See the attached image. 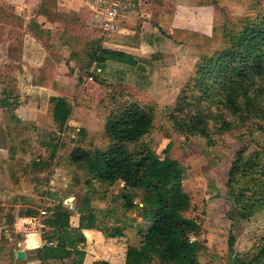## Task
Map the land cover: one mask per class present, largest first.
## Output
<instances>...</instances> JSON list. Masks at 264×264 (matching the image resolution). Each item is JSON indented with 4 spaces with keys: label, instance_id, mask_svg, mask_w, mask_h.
Wrapping results in <instances>:
<instances>
[{
    "label": "rangeland",
    "instance_id": "rangeland-1",
    "mask_svg": "<svg viewBox=\"0 0 264 264\" xmlns=\"http://www.w3.org/2000/svg\"><path fill=\"white\" fill-rule=\"evenodd\" d=\"M102 1L0 0V149L19 156L8 168L13 181L18 183L20 175L30 177L35 188L32 197L0 198V264H19L13 257L20 245L36 250L45 246L38 248L39 236L31 240L24 229L17 232L19 218L37 216L44 207L50 212L47 218L57 206L70 210L76 226L91 212L94 229L102 231L107 247L92 252L103 258L113 256L108 248H119L117 254L126 258L129 246H139V230L143 232L149 223L143 220V193L135 199L138 208L128 212L132 218L127 217L121 198L124 184L110 190L99 186L88 174L87 164L69 161L75 148L93 156L109 149L108 122L130 102L149 111L155 127L126 150L134 154L149 149L161 159L180 162L183 187L192 200V211L185 215L197 216L202 225L201 231L190 234L201 242L198 260L231 264L230 255L246 253L264 239V207L247 221L239 219L228 185L229 171L241 153L246 158L264 146V121L259 119L264 114V54L249 48L250 37L263 23L264 0H200L187 5L185 0H154L155 6L137 1L131 3L129 23L119 18L109 32L102 27L104 18L93 17ZM148 23L158 35L149 42L162 46L169 39L184 46L179 66L165 68L160 51L152 53L149 61L138 60L130 80L117 79L110 72L103 76L100 67L93 66L89 43L104 47L113 31L126 29L133 31V43L140 45L146 38L143 34H150ZM225 54H229L227 69L243 68L247 78L230 74V81H225L226 74L219 71ZM211 67L216 68L210 76L213 90L204 95L197 85ZM228 92L235 95L242 115L231 114L225 100ZM53 98H63L71 106L65 128H59L52 117ZM4 102L10 106L3 107ZM188 116L192 124L204 120L208 137L189 133L183 123ZM222 121L230 124L228 130L221 129ZM36 163L42 165L33 167ZM4 169L2 164L0 175ZM246 182L252 185L250 178ZM114 227H122L125 235L109 238L107 232ZM47 232L48 228L43 235ZM213 232L214 241L207 235ZM230 236L235 242L229 251ZM28 254L33 255L25 264H42L38 252Z\"/></svg>",
    "mask_w": 264,
    "mask_h": 264
},
{
    "label": "trees",
    "instance_id": "trees-1",
    "mask_svg": "<svg viewBox=\"0 0 264 264\" xmlns=\"http://www.w3.org/2000/svg\"><path fill=\"white\" fill-rule=\"evenodd\" d=\"M250 41L253 44L249 46L251 51L254 46L263 55L264 19L258 26L255 36L250 37ZM88 45L89 47L91 45L89 57L93 66L101 67L109 61L126 65L137 63L126 53L105 49L96 42ZM228 58L229 54H225L219 69L221 73L226 74L225 81H230V74H234L237 78H245L248 74L243 68L227 69ZM215 69L211 67L197 85V88L200 86V93L206 95L207 91L213 90L209 85L212 81L210 76ZM214 94L213 96L216 95ZM235 98L230 92L225 94L231 114L242 115L241 107ZM51 102L55 123L59 128H65L72 113L71 106L63 98H53ZM2 106L9 107L10 104L4 102ZM120 111L111 116L106 127L105 134L111 143L109 149L93 156L91 152L75 148L69 155V161L74 165L87 164L88 174L99 186H105L110 190L111 186L124 184L121 198L122 208L126 213L138 208L139 203L136 204L135 199L143 193V197H140V204L143 205L141 208L143 220L147 219L150 224L148 223L145 228H148L147 231L139 230V233H142L139 246L128 247L125 264H213L201 263L198 260L199 240L195 241L190 236L191 233L201 231L202 225L197 216L190 218L185 215L192 208V200L183 187L185 173L180 162L170 157L161 159L149 149L134 154L126 150L127 145L142 142L152 132L155 127L153 115L137 102H130ZM259 119L264 121V114ZM191 120L189 116L183 119L184 127L189 129V133L196 131L200 136L208 137L204 120L200 118L196 124H192ZM229 128L230 124L222 121L221 129ZM40 165L42 164L36 163L33 167ZM249 178L252 185L249 186L248 183L246 186L244 183H247ZM228 185L231 188L230 196L233 199L235 214L239 219L247 221L264 207V146L260 145V149L255 154L246 158L241 153L229 171ZM71 214L70 210L63 206H57L51 216L45 220L48 232L43 235V240L55 241L57 246L45 245L40 250H34L38 252L42 264H83L86 252L80 249V246L86 243V237L90 244H95L98 251L107 248L105 240L93 231L95 221L91 212L84 214L87 217L82 216L78 226L73 225ZM124 235L122 227L109 228L107 232L109 238H121ZM198 237L200 239L201 234ZM30 239L35 240V237ZM28 242L26 245L31 241ZM234 242L235 238L230 236L227 242L229 251L233 249ZM108 249L111 254H115L114 248ZM89 255L94 259L100 258V253L92 252ZM18 263L26 262L18 261ZM229 263L264 264V239L254 244L246 253L234 257L230 255ZM94 264L110 263L98 261Z\"/></svg>",
    "mask_w": 264,
    "mask_h": 264
},
{
    "label": "crops",
    "instance_id": "crops-1",
    "mask_svg": "<svg viewBox=\"0 0 264 264\" xmlns=\"http://www.w3.org/2000/svg\"><path fill=\"white\" fill-rule=\"evenodd\" d=\"M137 1L142 3V4L148 3L147 6H155L154 0H135L134 3ZM198 1H200V0H185V2H186L185 4L186 5L190 4L189 2H192L191 4H196ZM93 17H94V15H93ZM122 18L124 19L122 21L125 22L126 24H128L129 20L132 18V15L129 17H122ZM146 25H149V27H146V32H149L150 34L148 36L147 35L145 36V33L143 34L144 37H146V38H144L140 42V45L139 44L135 45L133 43L134 37L132 35V33H133L132 30H130L131 31L130 32V31H127L126 29H122V30L118 29V30L113 31L111 33L112 34L111 35L112 40L104 43L105 49H110V50L126 53V54L132 56L137 61V63H136V65H126V64H120V63H115V62H111V61L106 62L100 68L98 67L99 70L103 73L102 74L103 76L107 75V73L110 72L111 75L117 79L130 80L132 77H131V75H129V73L133 72L132 70L139 66L138 60L148 59V61H149V60H151V57H152L151 54L156 53L158 51L163 53V57H164L163 60L165 63V64H163V66L165 68H167V69L169 68V67H166V65L174 66V67L180 65V63H181L180 53L182 52L184 46L180 45V44H176L172 40H169V39H165L164 44L162 46L157 45V43L149 42L150 37H152V38H150L151 40H155L158 37V35L153 30L150 23H148ZM123 34H125V35H123ZM126 35H127V37L130 36V38H129L130 40L129 39L127 40ZM96 37L99 38L98 36H96ZM134 41H136V40H134ZM170 75L173 76L171 71H170ZM40 115H41V112H40V114H38V116H40ZM21 117L22 116L18 113L17 118L20 119ZM26 148L28 150L31 149L29 147H26ZM18 157H19L18 155L11 157L10 151L6 152V154H3V150L0 149V166H2V164L5 165V169L2 171V174L0 175V188H4L3 191L0 189V198H3V196H5V197H32V196H34L35 188H34V185L32 184V182L30 180V177H24V176L22 177L20 175V178L18 179V181L16 180L18 183H16L13 181V177L8 171V168L11 165V163H15L16 160L18 161ZM119 184L121 185L122 183H119ZM45 190L48 191V189H46V188H45ZM126 216L132 218V216L129 213H126ZM25 219H26V217L18 219L19 226L17 224V226H18L17 232L22 231V225H23ZM19 221H20V223H19ZM138 224H140V223L138 222ZM136 227H138V226H136ZM140 228H142V222H141ZM46 229H47V227H46ZM93 231L95 233H97L98 235H100L103 239H105L102 231H96L95 229H93ZM104 234H106V233L104 232ZM203 235H204V232L202 233V236ZM207 235L210 236V238H212L213 241H214V238H216V236H217V235L215 236L214 232L212 233V235L210 233ZM31 237H33V236H29L28 239H30ZM86 240H87V242L80 246V249H82L86 252V257H85L83 264H94L95 262H98V261H105V262H108L110 264H125L126 263V258L125 257L121 258L120 254H117V251H120L119 248H115V247H114V249H115L114 253L115 254L110 258H103V256L101 254H100V258H98V259H94V258L90 257L89 253H92V251H95V249H97V248L95 247V244L89 243L87 237H86ZM39 242H40V244H39L38 248H40L41 246L48 243V241H44V240L41 241L40 239H39ZM53 242H55V241H53ZM227 242H228V240L226 239V244H227ZM53 247H56V246H53ZM18 250H25L26 259L23 261L26 262V261H29V257H31V255H33V254H28V253L29 252L33 253V251L36 249L29 248V246H23L21 249H18ZM17 252L18 251L16 250L15 256L13 257L14 258L13 262H15V263H18V261H20L17 259ZM94 253H96V252H94ZM213 264H216V263H213Z\"/></svg>",
    "mask_w": 264,
    "mask_h": 264
},
{
    "label": "built area",
    "instance_id": "built-area-1",
    "mask_svg": "<svg viewBox=\"0 0 264 264\" xmlns=\"http://www.w3.org/2000/svg\"><path fill=\"white\" fill-rule=\"evenodd\" d=\"M135 0H107L102 1L100 4V9H96L94 12V18L100 21L104 18L103 29L106 32L113 30V23H115L119 18L129 17L132 15L131 3ZM103 20V19H102ZM48 200L53 201L48 198ZM45 208V207H44ZM39 210V214L33 217H27L24 220L22 229L25 231V237L30 233H35L39 235L40 240H43V233L46 229L45 220L50 215V212L45 209ZM48 208V207H47ZM47 246H56V242L46 243ZM21 249V245L19 246Z\"/></svg>",
    "mask_w": 264,
    "mask_h": 264
},
{
    "label": "water",
    "instance_id": "water-1",
    "mask_svg": "<svg viewBox=\"0 0 264 264\" xmlns=\"http://www.w3.org/2000/svg\"><path fill=\"white\" fill-rule=\"evenodd\" d=\"M17 259L20 260V261H23L26 259V252L25 250H19L17 252Z\"/></svg>",
    "mask_w": 264,
    "mask_h": 264
},
{
    "label": "bare ground",
    "instance_id": "bare-ground-1",
    "mask_svg": "<svg viewBox=\"0 0 264 264\" xmlns=\"http://www.w3.org/2000/svg\"><path fill=\"white\" fill-rule=\"evenodd\" d=\"M28 236H39V235L35 234V233H30V234H28Z\"/></svg>",
    "mask_w": 264,
    "mask_h": 264
}]
</instances>
